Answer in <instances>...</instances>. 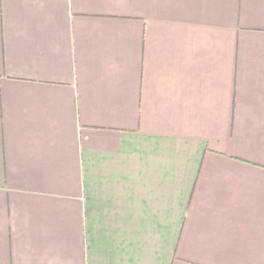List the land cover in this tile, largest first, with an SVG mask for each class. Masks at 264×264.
<instances>
[{"label": "crops", "instance_id": "crops-1", "mask_svg": "<svg viewBox=\"0 0 264 264\" xmlns=\"http://www.w3.org/2000/svg\"><path fill=\"white\" fill-rule=\"evenodd\" d=\"M0 264H264V0H0Z\"/></svg>", "mask_w": 264, "mask_h": 264}]
</instances>
